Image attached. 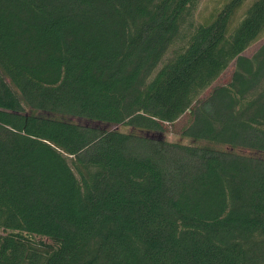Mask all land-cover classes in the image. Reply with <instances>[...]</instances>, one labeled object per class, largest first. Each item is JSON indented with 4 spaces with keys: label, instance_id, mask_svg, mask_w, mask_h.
Masks as SVG:
<instances>
[{
    "label": "trees",
    "instance_id": "1",
    "mask_svg": "<svg viewBox=\"0 0 264 264\" xmlns=\"http://www.w3.org/2000/svg\"><path fill=\"white\" fill-rule=\"evenodd\" d=\"M197 3L0 0V264H264V0Z\"/></svg>",
    "mask_w": 264,
    "mask_h": 264
},
{
    "label": "rangeland",
    "instance_id": "2",
    "mask_svg": "<svg viewBox=\"0 0 264 264\" xmlns=\"http://www.w3.org/2000/svg\"><path fill=\"white\" fill-rule=\"evenodd\" d=\"M221 0H198V5H197V13L199 14L200 12H202V8L208 4H211V6L218 4ZM263 43V40H259L256 43H254L253 45H251L246 51L245 54L251 56L259 47L260 45ZM232 66H234V63L228 68V70H226L225 72H223V74L220 76V78L216 81L217 84H223L225 83L231 76V71H232ZM208 91V90H207ZM124 129H126V127H124ZM167 139L169 140H178L179 139V135L176 134V132H169L167 134Z\"/></svg>",
    "mask_w": 264,
    "mask_h": 264
}]
</instances>
